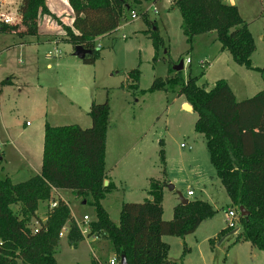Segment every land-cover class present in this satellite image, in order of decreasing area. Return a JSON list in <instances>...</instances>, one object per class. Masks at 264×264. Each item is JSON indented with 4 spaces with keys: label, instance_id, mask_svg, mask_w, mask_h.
<instances>
[{
    "label": "rangeland",
    "instance_id": "obj_1",
    "mask_svg": "<svg viewBox=\"0 0 264 264\" xmlns=\"http://www.w3.org/2000/svg\"><path fill=\"white\" fill-rule=\"evenodd\" d=\"M234 1L254 41L252 66L262 68L263 5L258 0ZM167 2H144L132 12H125L117 31L95 42L99 52L93 65H85L74 57L71 45L64 41L26 45L21 50L11 47L0 54V82L8 78L12 81L0 85L3 126L0 154L4 155L0 179L7 177L11 183L20 184L36 175L41 164L44 123L52 127H90L91 104L107 101L109 123L104 169L115 190L103 200V205L110 220L117 224L121 204L140 203L147 198L151 179L164 181L165 185L173 186L172 191L164 187L161 194L162 217L168 218L165 221L172 218L177 194L184 197L187 191L193 192V197L187 199L206 202L215 210L194 233L183 238L162 237L169 246L168 261L173 264H264L263 252L248 243L235 242V235L240 232L238 224L220 236L227 228L230 201L210 164L205 140L193 131L197 115L192 110L184 111L183 98L171 90L148 91L154 81L166 80L169 71L177 68L182 79L186 80L189 75L196 77L197 85L206 89L218 80L226 81L236 101L251 98L264 84L258 73L235 65L227 52H221L216 32L196 36L187 43L180 30V15L176 10L167 14ZM132 13L135 19L130 18ZM44 16L38 19L37 26ZM48 17L61 26L56 15ZM13 25L24 30L19 16ZM152 31L160 40L156 50L147 33ZM61 36L64 35L54 38L61 39ZM16 41L9 33H0V51L17 44ZM134 69L139 71L137 83L128 77ZM8 137L13 144L6 141ZM181 144L191 149L181 148ZM159 151L163 152V162ZM61 196L80 229L88 230L95 220L94 209L87 203L90 198L81 199L70 190H63ZM58 201L61 202L55 198L49 204H39L40 216L44 217ZM10 208L18 217H27L19 205ZM84 215L88 217L85 225ZM76 222L72 221L77 227ZM30 224L38 228L35 221L31 220ZM70 225L59 237L55 263L89 264L96 257L101 264H108L113 256L110 242L102 235H97L101 239L95 240L85 232L83 240L74 246L69 239Z\"/></svg>",
    "mask_w": 264,
    "mask_h": 264
},
{
    "label": "trees",
    "instance_id": "obj_2",
    "mask_svg": "<svg viewBox=\"0 0 264 264\" xmlns=\"http://www.w3.org/2000/svg\"><path fill=\"white\" fill-rule=\"evenodd\" d=\"M66 1L72 21L70 26H62L64 41L72 49L81 46L90 50L82 63L93 65L99 52L94 40L114 33L125 12L158 0ZM258 1L264 4V0ZM169 9L179 13L180 30L187 43L196 36L216 32L221 51L227 52L235 65L258 73L264 84V67L252 66L254 41L235 6L222 0H169ZM17 14L24 30L0 23V33H13L19 39L36 37L38 19L53 16L44 0H20ZM147 33L156 50L158 36L155 31ZM169 73L166 80L154 81L148 91L168 89L190 105L197 115L193 131L205 140L210 164L230 201L229 209L237 214L240 232L235 242L248 243L264 253V87L251 98L236 101L224 80L206 89L197 85L196 77L182 79L180 70L171 69ZM128 77L137 83L139 71H130ZM5 84L9 82L0 85ZM88 117L91 122L87 128L45 123L39 174L20 184L11 183L7 177L0 179V264H56L54 254L59 233L70 218L69 209L60 200L45 213L44 221L36 215L39 204L54 200L52 189L90 198L87 203L94 209L95 220L89 224V234L102 235L110 242L118 264L121 256L127 264H171L167 260L169 246L162 237L190 235L215 214L206 202L191 199L186 204L178 203L172 219L164 221L160 202L165 182L151 179L147 189L150 199L121 204L117 224L111 221L101 204L115 190L104 170L107 101L92 103ZM159 156L163 162L162 151ZM14 205H19L27 217H18L10 208ZM240 207L248 213L246 218L239 216ZM31 220L38 228H33ZM70 228L69 239L76 246L83 238L72 222ZM229 231L225 228L220 236Z\"/></svg>",
    "mask_w": 264,
    "mask_h": 264
},
{
    "label": "crops",
    "instance_id": "obj_3",
    "mask_svg": "<svg viewBox=\"0 0 264 264\" xmlns=\"http://www.w3.org/2000/svg\"><path fill=\"white\" fill-rule=\"evenodd\" d=\"M9 2H12L13 1V3H16L17 4V1L19 2V0H8ZM45 1V4H46V8H47V10L51 13V14H53V15H56V17L57 18H59V21L61 22V26H70L71 25V21H72V12H71V10H70V8H69V6H68V4H67V1L66 0H44ZM259 2V1H258ZM225 3H227V4H229V5H233V6H235L236 8H237V10H238V12H239V14H240V16H241V18L244 20V17L242 16V13H241V11H240V9H239V7L237 6V4L235 3V1L234 0H225ZM260 3V2H259ZM261 5H263V6H261V7H263V13H264V4H262V3H260ZM165 9H167V14L168 13H172V12H174L175 10H170L169 9V0H168V2L166 3V8ZM62 15H65L67 18L66 19H64V18H61V16ZM169 15H171V14H169ZM263 15V14H262ZM69 17H70V19H69ZM244 22L246 23V21L244 20ZM57 22H54V21H52L48 16H44V17H42L41 19H40V22L38 23V30H37V36L36 37H32V38H29V39H27V38H24V39H19V38H17V36L15 35V34H13V33H9L10 35H12L14 38H16V43L17 44H13V45H8V46H6V47H4V49L5 50H3V51H0V54L1 53H3L4 51H8V50H10L11 49V47H18L20 50L23 48V47H25L26 45H34V46H36V45H39V44H42V43H45V42H50V43H52V44H56V43H58V42H63L64 41V37L62 38V36H61V39H59V38H54V36H57V35H63V30H62V27H61ZM119 28V27H118ZM117 31V29L114 31V32H116ZM211 33H213V32H211ZM208 34H210V33H208ZM105 37V36H104ZM103 37H98V38H96L95 40H94V44H95V42L97 41V40H99V39H102ZM65 42V41H64ZM221 52H224V51H221ZM49 67V66H48ZM208 67H209V65H208ZM207 67V68H208ZM8 82H9V84H11L12 83V81H11V78H8V79H6ZM3 81H5V80H3ZM2 81V82H3ZM0 84H1V82H0ZM17 91L18 92H20V90H19V88H17ZM184 103H186V102H184V100H183V102H182V105L184 104ZM46 116V115H45ZM44 116V117H45ZM44 119V118H43ZM1 121L2 120H0V128H2L3 126L1 125ZM27 123H25V125H26ZM43 125H45V123L43 124ZM57 127V126H56ZM43 133H44V129H43ZM12 138H10V137H8L7 139H6V141L9 143V144H13V141L11 140ZM42 146H43V142H42ZM190 149H191V146H190ZM2 156V155H1ZM2 158H4V155L2 156ZM2 161V160H1ZM104 162H106V145H105V153H104ZM41 165V164H40ZM115 166V165H114ZM105 170V169H104ZM37 173H36V175L37 174H39V172H40V168H39V170H37L36 171ZM105 175H106V178L108 179V181H110L111 183H112V181L110 180V178H109V176H108V174H107V171L105 170ZM113 184V183H112ZM62 191L63 190H59V189H52V195H53V198L55 199V198H57L58 200H61L62 202H64L66 205H67V203L62 199V196H61V194H62ZM72 192V191H71ZM146 193H147V191H146ZM193 197V196H192ZM184 198H190V197H187V196H184ZM145 199H150L148 196H147V198H145ZM187 200H190V199H187ZM105 201V200H104ZM104 201H102L101 202V204H102V206H103V208L105 209V207H104V205H103V202ZM179 202H177V204H178ZM176 204V205H177ZM175 205V206H176ZM68 206V205H67ZM174 206V207H175ZM174 207H173V209H174ZM69 209V208H68ZM106 211V210H105ZM119 211H120V207H119V209H118V214H119ZM39 212V209L36 211V215L38 216V218L41 220V221H44V217L43 216H40V214L38 213ZM69 213H70V218H69V220L66 222V224L64 225V229H65V227L66 226H69L70 224H71V222L72 221H74V222H76L74 219H73V215H72V213H71V211L69 210ZM172 213H173V210H172ZM84 216H86V215H84ZM83 218V217H82ZM162 219L165 221V220H167L168 218H163L162 217ZM172 219V218H171ZM170 219V220H171ZM169 221V220H168ZM76 224H77V226H78V223L76 222ZM88 234V233H87ZM83 237V236H82ZM92 237L96 240V239H101V238H99L97 235H92ZM163 239V238H162ZM166 244V243H165ZM115 256H114V254H113V256H112V258H114ZM111 258V259H112ZM110 259V260H111ZM92 261H98V259L96 258V257H92V259H91V261L89 262V264L92 262ZM168 262H170L171 264H173V261H168Z\"/></svg>",
    "mask_w": 264,
    "mask_h": 264
},
{
    "label": "built area",
    "instance_id": "obj_4",
    "mask_svg": "<svg viewBox=\"0 0 264 264\" xmlns=\"http://www.w3.org/2000/svg\"><path fill=\"white\" fill-rule=\"evenodd\" d=\"M17 7L18 5H16V3L13 2H9L8 0H0V23L5 24V25H13L15 23V20L17 19ZM153 12L156 13V8L153 6L152 7ZM131 19H135L136 15L134 13H132L130 15ZM186 63L189 64L190 61L186 60ZM181 148H187L188 150H190V146H186L184 144L180 145ZM187 197H192L193 196V192L192 191H187L186 193ZM55 203H53L51 205V207H55ZM82 223L85 225L88 223V217L87 216H83L82 218ZM237 225V214L229 209L226 212V226L227 229H235ZM77 228L79 229L81 235L83 236L85 234V232H87L89 234V229L88 230H83L80 229V226H77ZM65 229L62 228L61 232L59 233V237L62 235V232H64ZM90 235V234H89ZM98 264H101L99 261H97ZM108 264H118L116 262L115 258H112L111 260H109Z\"/></svg>",
    "mask_w": 264,
    "mask_h": 264
},
{
    "label": "water",
    "instance_id": "obj_5",
    "mask_svg": "<svg viewBox=\"0 0 264 264\" xmlns=\"http://www.w3.org/2000/svg\"><path fill=\"white\" fill-rule=\"evenodd\" d=\"M91 54V51L90 50H85L83 49L81 46H75L73 48V53L72 55L74 57H76L78 60L80 61H83L87 56H89ZM176 70H180V68H177ZM182 109L186 112L188 111H191V107L189 104L187 103H184L182 105ZM2 160V156L0 154V162ZM104 186L107 185V181H104L103 183ZM165 187L169 190V191H172L173 190V186L170 185V184H166ZM178 195V202L179 204H186L188 202V200L186 198H184L181 194H177ZM248 215V213L242 208L240 207L239 208V216L242 217V218H246ZM235 231L232 232V234H234ZM119 264H127V261L125 259L124 256H121L120 259H119Z\"/></svg>",
    "mask_w": 264,
    "mask_h": 264
}]
</instances>
